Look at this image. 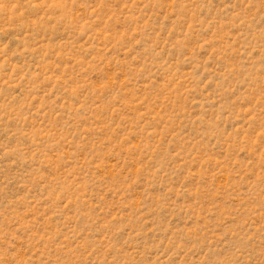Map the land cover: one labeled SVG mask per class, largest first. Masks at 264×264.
<instances>
[{
  "label": "rangeland",
  "instance_id": "rangeland-1",
  "mask_svg": "<svg viewBox=\"0 0 264 264\" xmlns=\"http://www.w3.org/2000/svg\"><path fill=\"white\" fill-rule=\"evenodd\" d=\"M0 264H264V0H0Z\"/></svg>",
  "mask_w": 264,
  "mask_h": 264
}]
</instances>
